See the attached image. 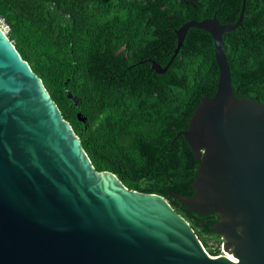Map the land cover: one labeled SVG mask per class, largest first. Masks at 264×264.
<instances>
[{
  "label": "water",
  "instance_id": "water-1",
  "mask_svg": "<svg viewBox=\"0 0 264 264\" xmlns=\"http://www.w3.org/2000/svg\"><path fill=\"white\" fill-rule=\"evenodd\" d=\"M216 16L176 30L208 32L220 75L183 136L199 160L189 212L216 215L225 252L211 256L191 224L161 195L99 172L81 139L0 24V264H264V104L238 98L223 49L242 25ZM82 122L86 118L78 114Z\"/></svg>",
  "mask_w": 264,
  "mask_h": 264
},
{
  "label": "trees",
  "instance_id": "trees-1",
  "mask_svg": "<svg viewBox=\"0 0 264 264\" xmlns=\"http://www.w3.org/2000/svg\"><path fill=\"white\" fill-rule=\"evenodd\" d=\"M242 7L243 0H0V23L96 170L166 198L213 257L221 254L220 236L210 229L218 216L189 212L174 195H194L200 162L177 136L202 99L217 91L211 35L190 28L168 71L152 67L156 86L148 75L151 63L169 64L184 24L214 16L235 24ZM223 49L235 96L264 104V0L246 1L242 25L224 34ZM216 238L220 244L212 246Z\"/></svg>",
  "mask_w": 264,
  "mask_h": 264
},
{
  "label": "flooded vegetation",
  "instance_id": "flooded-vegetation-1",
  "mask_svg": "<svg viewBox=\"0 0 264 264\" xmlns=\"http://www.w3.org/2000/svg\"><path fill=\"white\" fill-rule=\"evenodd\" d=\"M146 48V46H144V48L142 49V50H144ZM125 49V46H123L120 50H119V53L120 52H122L123 50ZM139 64H143V61H140L139 62ZM153 64L154 63H151V70L149 71V75L148 76H150L151 78H152V80L150 81L152 84H153V86H156L157 84V78H156V75H155V73L154 74H152L151 72H154V70L152 69V67H153ZM201 223V225L203 226V225H205V222H200ZM220 239H221V237H220ZM221 243H222V239H221ZM212 244H220V240H219V238H216V241L214 242V243H212Z\"/></svg>",
  "mask_w": 264,
  "mask_h": 264
},
{
  "label": "built area",
  "instance_id": "built-area-1",
  "mask_svg": "<svg viewBox=\"0 0 264 264\" xmlns=\"http://www.w3.org/2000/svg\"><path fill=\"white\" fill-rule=\"evenodd\" d=\"M0 24L3 27L4 32L8 35V27L3 22H1Z\"/></svg>",
  "mask_w": 264,
  "mask_h": 264
},
{
  "label": "rangeland",
  "instance_id": "rangeland-1",
  "mask_svg": "<svg viewBox=\"0 0 264 264\" xmlns=\"http://www.w3.org/2000/svg\"><path fill=\"white\" fill-rule=\"evenodd\" d=\"M2 22V21H1ZM212 246H214L213 244H211ZM223 254H225V252L223 251V249H222V243H221V254L220 255H223Z\"/></svg>",
  "mask_w": 264,
  "mask_h": 264
}]
</instances>
